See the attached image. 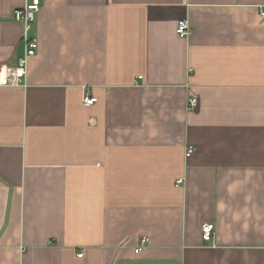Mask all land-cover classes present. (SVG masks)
<instances>
[{
  "label": "crops",
  "instance_id": "0c3cea01",
  "mask_svg": "<svg viewBox=\"0 0 264 264\" xmlns=\"http://www.w3.org/2000/svg\"><path fill=\"white\" fill-rule=\"evenodd\" d=\"M24 2L0 0V68ZM28 36L0 87V264H264V0H41Z\"/></svg>",
  "mask_w": 264,
  "mask_h": 264
},
{
  "label": "built area",
  "instance_id": "2783aa9c",
  "mask_svg": "<svg viewBox=\"0 0 264 264\" xmlns=\"http://www.w3.org/2000/svg\"><path fill=\"white\" fill-rule=\"evenodd\" d=\"M41 0H25L24 6L20 9H16L13 12V18L15 21L19 22L23 26L22 42L24 44V54L23 57L18 58L17 63L13 66H2L0 68V87H24L25 86V76H26V65L27 59L35 55L37 48V40L35 38H30L28 32L36 14L40 11ZM191 29L187 21H179L176 27V34L181 38H186L190 35ZM96 101L95 98L85 96L82 103L86 106L92 105ZM196 105V100L190 98L187 101L186 109L192 110ZM194 152L193 146H188L185 151V156L189 157ZM182 180L176 181V186H179ZM214 231V225L212 223L202 224L200 229L201 239L205 243H209L212 240V235ZM148 239L142 237L140 239L139 245L136 249L137 252L143 250L144 245ZM83 252L78 253V257H82Z\"/></svg>",
  "mask_w": 264,
  "mask_h": 264
}]
</instances>
